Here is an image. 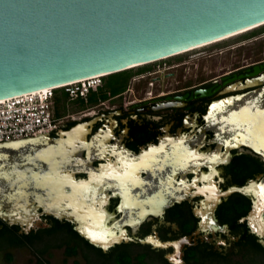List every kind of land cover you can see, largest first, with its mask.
<instances>
[{
    "label": "flooded vegetation",
    "instance_id": "1",
    "mask_svg": "<svg viewBox=\"0 0 264 264\" xmlns=\"http://www.w3.org/2000/svg\"><path fill=\"white\" fill-rule=\"evenodd\" d=\"M155 70L146 66L123 76H101L86 92L74 97L63 89L54 93L55 127L46 134L53 149L57 140L66 139L68 132L80 128L84 134L75 142L76 157L86 160L92 143L97 153L106 156L96 158L92 168L98 169L108 158L115 161L118 156L143 163L136 179L127 185L131 188L128 192L132 203L136 204L130 214L120 208L124 193L119 186L104 187L108 225L128 215L135 217V223L124 224L116 230V235L125 232L119 242L107 249L94 245L80 234L72 220L46 214L41 208H37V218L29 227L0 217L3 222L0 229L5 228L7 236L13 232L31 235L36 238V247L51 245L48 252L52 254V249L64 248L65 252L72 245L69 240L70 228H73L82 238L77 248L85 264L88 257L100 252L113 254L121 250H127L134 257L144 255L150 264H246L243 260L264 264L262 251L255 249L259 246L264 250V231H255L245 219L254 203L252 192L234 191L225 195L264 175V151L248 142L229 146L227 150L223 143L218 151L223 156L214 168L202 164L196 170L193 167L196 161H189L192 152L197 157L215 152L220 137L228 135L221 133L220 126H209L207 118L213 104L224 100L228 108L223 120L227 129L235 111L238 127L246 139L255 144L263 142L264 58L182 87L171 82L164 85L158 75L160 70L153 75ZM44 145L38 141L35 154L50 148ZM72 149L57 148L66 158ZM49 170L44 168L43 173ZM214 170L217 197L208 201L207 195L199 192L207 184L200 176ZM76 178L87 180L89 172L79 171ZM184 185H188L187 191ZM158 205H161L158 212L150 211ZM202 211H206V223ZM262 215L264 219V212ZM53 229L60 241L65 239L64 245L54 242L55 237L50 233ZM161 243L167 245L159 246ZM27 247L35 251V247L25 245L0 248V253Z\"/></svg>",
    "mask_w": 264,
    "mask_h": 264
},
{
    "label": "water",
    "instance_id": "2",
    "mask_svg": "<svg viewBox=\"0 0 264 264\" xmlns=\"http://www.w3.org/2000/svg\"><path fill=\"white\" fill-rule=\"evenodd\" d=\"M261 25L264 0H0V99L129 70ZM225 102L213 104L207 118L209 126H220L221 133L228 135L220 137L216 151L209 155L191 153L189 161H196V170L202 164L214 168L223 156L218 152L223 143L227 150L248 142L264 151V140L255 144L246 139L235 111L227 129ZM50 132L0 142V217L29 227L41 208L46 214L72 220L83 237L107 249L125 234L116 235L117 229L136 221L128 215L108 225L104 187L119 186L124 193L120 208L130 214L136 204L127 185L136 179L143 163L118 156L94 169V160L106 156L97 153L92 143L86 160L76 157L75 142L84 134L80 128L57 140L56 149L46 138ZM38 141L50 148L37 155ZM61 146L73 148L67 158L57 150ZM44 168L50 170L43 173ZM79 171H88L89 178H76ZM214 173L200 176L207 184L199 192L208 201L217 197ZM184 187L187 191L188 185ZM234 191L252 192L254 203L245 219L255 231H264V175L225 195ZM160 207L150 211L158 212ZM201 213L206 223V211ZM93 235L104 239L94 240Z\"/></svg>",
    "mask_w": 264,
    "mask_h": 264
},
{
    "label": "rangeland",
    "instance_id": "3",
    "mask_svg": "<svg viewBox=\"0 0 264 264\" xmlns=\"http://www.w3.org/2000/svg\"><path fill=\"white\" fill-rule=\"evenodd\" d=\"M262 58H264V25L197 49L132 68V71L151 66L152 70L156 69L153 75L160 70L158 75L161 76L160 81L164 85L171 82L173 86L182 87L208 80L228 69ZM165 73L171 74L164 76ZM9 251L13 259L8 261L5 252H1L0 264H40L39 257L28 247ZM51 251V255L43 257L49 260V264H75V261H79L80 264L86 263L79 254L67 257L64 248ZM242 262L252 264L247 263L246 260Z\"/></svg>",
    "mask_w": 264,
    "mask_h": 264
},
{
    "label": "built area",
    "instance_id": "4",
    "mask_svg": "<svg viewBox=\"0 0 264 264\" xmlns=\"http://www.w3.org/2000/svg\"><path fill=\"white\" fill-rule=\"evenodd\" d=\"M90 80L52 88L45 93H24L0 99V142L28 138L54 130V93L65 90L71 96L83 94Z\"/></svg>",
    "mask_w": 264,
    "mask_h": 264
},
{
    "label": "trees",
    "instance_id": "5",
    "mask_svg": "<svg viewBox=\"0 0 264 264\" xmlns=\"http://www.w3.org/2000/svg\"><path fill=\"white\" fill-rule=\"evenodd\" d=\"M132 72V69L124 70L118 73L111 74L109 76L116 77V76H123L125 74H129ZM243 214V213H242ZM0 223H3L2 220H0ZM62 227L63 224H60ZM14 231V230H13ZM50 233L55 237V241H60L56 236L57 231L51 230ZM70 240L69 242L72 244L71 246H68L65 250V255L67 257L70 256H77L78 255V248L81 244V237L73 230V228H70ZM10 236L6 235L5 228L0 229V248H6L10 246H25L30 245L32 247H35L34 253L39 257V263L40 264H49L48 259H43L46 255H51L48 250L51 245H46L44 248L36 247V238H34L31 235H17V233L13 232L9 234ZM63 241V242H62ZM60 244H57L58 246L64 245L65 239H61ZM7 243V245H6ZM257 248L262 251V257H263V263H264V250H262L259 246H256ZM88 263L87 264H150L146 259L144 255H140L138 257H134L132 254H130L127 250H121L117 253L113 254H104L102 252L95 254L93 257H88ZM6 259L8 261H11L13 259V256L11 253H8L6 255ZM44 260V261H43ZM75 264H80L79 261H75Z\"/></svg>",
    "mask_w": 264,
    "mask_h": 264
},
{
    "label": "bare ground",
    "instance_id": "6",
    "mask_svg": "<svg viewBox=\"0 0 264 264\" xmlns=\"http://www.w3.org/2000/svg\"><path fill=\"white\" fill-rule=\"evenodd\" d=\"M248 30H251V29L241 30V31H239V32H236V33H233V34H230V35L224 36V37H222V38H219V39H217V40H214V41H212V42H209V43H206V44H201V45H198V46H196V47H193V48H190V49L184 50V51L180 52L179 54L184 53V52H186V51L193 50V49H197V48H200V47H203V46H206V45H209V44H212V43L218 42V41H221V40H223V39H226V38H229V37L235 36V35H237V34H240V33L246 32V31H248ZM153 62H155V61H153ZM150 63H152V62H150ZM140 66H142V65H140ZM99 77H101V75L91 76V77H88V78H85V79L77 80V81H74V82H69V83H66V84H61V85L54 86V87H45V88H42V89L34 90V91L30 92V93H31V94L45 93V92L49 91V90L52 89V88H59V87H62V86L71 85V84H74V83H77V82H80V81H84V80H85V81H86V80H90L91 84H94V83H96V81H95L96 78H99ZM24 95H26V94H24ZM0 101H2V100H0Z\"/></svg>",
    "mask_w": 264,
    "mask_h": 264
},
{
    "label": "snow or ice",
    "instance_id": "7",
    "mask_svg": "<svg viewBox=\"0 0 264 264\" xmlns=\"http://www.w3.org/2000/svg\"><path fill=\"white\" fill-rule=\"evenodd\" d=\"M92 238H93L94 240L104 239L103 237H97V236H95V235H93ZM105 247H107L106 244H105Z\"/></svg>",
    "mask_w": 264,
    "mask_h": 264
},
{
    "label": "crops",
    "instance_id": "8",
    "mask_svg": "<svg viewBox=\"0 0 264 264\" xmlns=\"http://www.w3.org/2000/svg\"><path fill=\"white\" fill-rule=\"evenodd\" d=\"M8 253L5 254V256L7 255Z\"/></svg>",
    "mask_w": 264,
    "mask_h": 264
}]
</instances>
